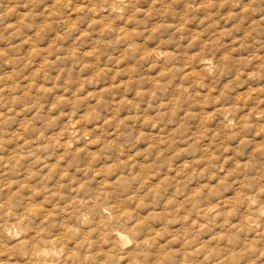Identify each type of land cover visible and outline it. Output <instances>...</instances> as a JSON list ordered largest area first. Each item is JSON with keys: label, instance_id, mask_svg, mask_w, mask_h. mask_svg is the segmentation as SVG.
Returning a JSON list of instances; mask_svg holds the SVG:
<instances>
[{"label": "clouds", "instance_id": "1", "mask_svg": "<svg viewBox=\"0 0 264 264\" xmlns=\"http://www.w3.org/2000/svg\"><path fill=\"white\" fill-rule=\"evenodd\" d=\"M0 264H264V0H0Z\"/></svg>", "mask_w": 264, "mask_h": 264}]
</instances>
